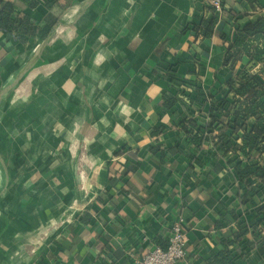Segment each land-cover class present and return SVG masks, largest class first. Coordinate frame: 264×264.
Returning a JSON list of instances; mask_svg holds the SVG:
<instances>
[{"label": "crops", "instance_id": "1", "mask_svg": "<svg viewBox=\"0 0 264 264\" xmlns=\"http://www.w3.org/2000/svg\"><path fill=\"white\" fill-rule=\"evenodd\" d=\"M7 5L31 35L6 28ZM262 18L264 0H0V264H136L178 213L182 264H214L239 229L216 220L246 208L186 129L209 122L208 96L244 63L225 65L228 44Z\"/></svg>", "mask_w": 264, "mask_h": 264}, {"label": "trees", "instance_id": "2", "mask_svg": "<svg viewBox=\"0 0 264 264\" xmlns=\"http://www.w3.org/2000/svg\"><path fill=\"white\" fill-rule=\"evenodd\" d=\"M247 1L261 4V0ZM14 10L12 5L5 7L6 28L17 35H31L35 24L20 15L12 18ZM216 22L214 17L203 23L205 36H211ZM240 61L244 62L243 66L228 78L219 93L208 96L209 122L197 130L186 129L188 145L194 146L191 150L194 159L200 160L197 149L204 143L210 144V149L223 157L236 178L235 193L246 208L245 214L227 208L226 213L216 220L217 228L236 223L239 229L224 239L214 264H233L237 258L251 252L257 259L264 260V18L239 28L235 40L228 44L225 65L235 66ZM176 102L174 97L165 100L164 105L172 108ZM216 130L218 134L215 135ZM213 168L219 169V164ZM181 215L188 235L187 219L183 213ZM186 251L187 258L188 244ZM234 251L238 252L237 256H233Z\"/></svg>", "mask_w": 264, "mask_h": 264}, {"label": "built area", "instance_id": "3", "mask_svg": "<svg viewBox=\"0 0 264 264\" xmlns=\"http://www.w3.org/2000/svg\"><path fill=\"white\" fill-rule=\"evenodd\" d=\"M216 10L223 9V0H206ZM186 223L181 214L178 213L172 222L168 236V246H156L150 248L136 264H182L186 259L187 244Z\"/></svg>", "mask_w": 264, "mask_h": 264}]
</instances>
